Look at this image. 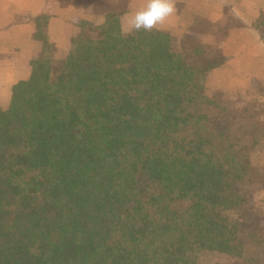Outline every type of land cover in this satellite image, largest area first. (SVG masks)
Instances as JSON below:
<instances>
[{
  "label": "trees",
  "instance_id": "16d2710c",
  "mask_svg": "<svg viewBox=\"0 0 264 264\" xmlns=\"http://www.w3.org/2000/svg\"><path fill=\"white\" fill-rule=\"evenodd\" d=\"M125 13L82 22L64 60L36 20L42 52L0 110V264H264L245 221L258 143L210 116L224 59L126 34ZM253 28L264 40V15Z\"/></svg>",
  "mask_w": 264,
  "mask_h": 264
},
{
  "label": "crops",
  "instance_id": "0c3cea01",
  "mask_svg": "<svg viewBox=\"0 0 264 264\" xmlns=\"http://www.w3.org/2000/svg\"><path fill=\"white\" fill-rule=\"evenodd\" d=\"M174 2L175 14L157 29L172 35L178 53L195 42L205 48L206 59H224L207 78L208 95L225 110L239 113L234 116L239 119L236 128L252 130L257 124L261 130L263 117L256 121L244 115L261 106L264 110V40L253 28L264 15V0ZM145 4L146 0H0V110L10 107L14 87L30 79L32 61L42 52L43 44L35 38L39 17L48 18L54 59L64 60L72 40L82 32V22L98 27L111 12L134 13ZM258 145L264 147V140Z\"/></svg>",
  "mask_w": 264,
  "mask_h": 264
},
{
  "label": "rangeland",
  "instance_id": "374dc122",
  "mask_svg": "<svg viewBox=\"0 0 264 264\" xmlns=\"http://www.w3.org/2000/svg\"><path fill=\"white\" fill-rule=\"evenodd\" d=\"M193 43L195 42H190V44H193ZM177 45L181 47V43ZM174 50L176 51V48ZM187 51L188 50L180 54H187ZM207 95H208V91H207ZM215 97H217V95ZM213 100L217 104H219L223 109L227 108L226 106H223L219 102H217L216 99H213ZM263 113H264V110L261 106L259 110H255L251 112L246 111L244 117H246V119L248 120H254L253 117H255L256 121H263L260 118V116L264 118ZM236 114H239V113H237L236 111H228V110H225V112H222L221 110L217 108H212L210 110L211 117L224 119V122L227 123L228 126L232 127L233 129L239 130L242 133L246 142H248L249 144H252L253 141H257V143L259 144L260 141L264 140V126H262L263 128H261V130L256 129V127L259 126L257 124L252 128V130L251 129L243 130V129L236 128V125L238 124L237 122H239V119L237 117L236 118L234 117ZM262 124L264 125V123ZM258 144L253 149L254 152L252 154V166H253L252 170L254 173H260L264 175V147L263 145L261 146ZM249 189L253 193V203H252V209L245 216V221L248 224V226L251 228V230L258 233L260 238L264 241V191L261 190L259 184L256 182V179L251 180V186H249ZM254 213L255 214L257 213L256 220L253 217ZM258 251L260 253V257L258 258L259 261L261 260L262 262H264V247L260 248ZM200 263L201 264H244V261L241 259L231 258L225 255H220L218 253H212V254H205V255L203 254L201 256Z\"/></svg>",
  "mask_w": 264,
  "mask_h": 264
},
{
  "label": "clouds",
  "instance_id": "9594fccd",
  "mask_svg": "<svg viewBox=\"0 0 264 264\" xmlns=\"http://www.w3.org/2000/svg\"><path fill=\"white\" fill-rule=\"evenodd\" d=\"M174 0H146L143 8L134 13H125L121 17L123 32H151L158 26L165 24L166 20L175 14Z\"/></svg>",
  "mask_w": 264,
  "mask_h": 264
}]
</instances>
